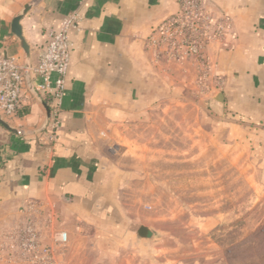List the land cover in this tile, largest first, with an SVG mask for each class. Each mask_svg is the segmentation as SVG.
Wrapping results in <instances>:
<instances>
[{
	"label": "crops",
	"instance_id": "1",
	"mask_svg": "<svg viewBox=\"0 0 264 264\" xmlns=\"http://www.w3.org/2000/svg\"><path fill=\"white\" fill-rule=\"evenodd\" d=\"M25 5L30 9L19 24L32 62L65 16L76 12L80 21L68 34L72 47L52 148L38 132L45 112L26 80L23 109L1 117L19 133L0 127V223L12 220L0 232L25 219L33 204L34 215L67 233L64 264H133L122 248L145 249L158 239L137 235V241L122 211L121 169L110 158L120 151L126 127L146 124L155 109L178 103L193 78L190 66L155 61L147 46L179 0H0V56L23 61L10 26ZM209 6L232 21L231 33L208 47V80L218 85L209 96H223L221 107L212 104L214 131L264 151V0H209ZM259 157L264 173V154ZM0 264L24 263L1 255Z\"/></svg>",
	"mask_w": 264,
	"mask_h": 264
},
{
	"label": "rangeland",
	"instance_id": "2",
	"mask_svg": "<svg viewBox=\"0 0 264 264\" xmlns=\"http://www.w3.org/2000/svg\"><path fill=\"white\" fill-rule=\"evenodd\" d=\"M189 74L178 103L126 127L110 158L121 169L122 211L137 241L141 225L158 239L122 251L133 264H264V151L214 131L209 94L218 85L208 77L200 92L198 75Z\"/></svg>",
	"mask_w": 264,
	"mask_h": 264
},
{
	"label": "built area",
	"instance_id": "3",
	"mask_svg": "<svg viewBox=\"0 0 264 264\" xmlns=\"http://www.w3.org/2000/svg\"><path fill=\"white\" fill-rule=\"evenodd\" d=\"M79 15L65 16L57 31H49L43 52L26 68L15 57L0 56V117H15L24 105L25 77H34L32 86L50 110L44 141L52 148L59 126L72 44L68 34L78 30ZM232 21L216 13L209 0H179L178 11L165 19L149 36L147 46L155 61L175 67L190 66L200 92L206 89L210 73L208 47L222 42L231 33ZM208 89V87H207ZM35 205L26 207L27 216L5 232H0V256L24 264H64L68 235L57 230L49 219L34 215Z\"/></svg>",
	"mask_w": 264,
	"mask_h": 264
},
{
	"label": "water",
	"instance_id": "4",
	"mask_svg": "<svg viewBox=\"0 0 264 264\" xmlns=\"http://www.w3.org/2000/svg\"><path fill=\"white\" fill-rule=\"evenodd\" d=\"M29 9H30V5H25V7L20 11V13L16 17L13 18L11 26H10L11 34L17 38V40L20 44V47L22 49L23 63L26 66V68H30V66H31V56H30L29 48L26 45V43L24 42V39L22 37L19 22ZM25 80H26V85H27V89H28L29 93L33 96V98L44 109V112H45L44 121H43L41 129L38 131L39 133H43V132H45L48 121H49L50 110H49L47 104L43 101V99L39 96V94L34 90L30 78L26 77ZM211 104H213V105L215 104L217 107H221V105L223 104L222 94L216 93L211 99ZM0 127H2L4 130H6L8 133H11V134L17 135L19 133L18 130L12 128L7 123H5L1 117H0ZM137 235L143 239H148V238L155 239V237L153 236L150 229L147 228L146 226H140L138 231H137Z\"/></svg>",
	"mask_w": 264,
	"mask_h": 264
}]
</instances>
